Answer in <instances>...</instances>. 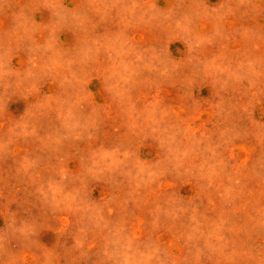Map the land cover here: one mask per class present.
<instances>
[{
  "label": "rangeland",
  "instance_id": "rangeland-1",
  "mask_svg": "<svg viewBox=\"0 0 264 264\" xmlns=\"http://www.w3.org/2000/svg\"><path fill=\"white\" fill-rule=\"evenodd\" d=\"M0 264H264V0H0Z\"/></svg>",
  "mask_w": 264,
  "mask_h": 264
}]
</instances>
